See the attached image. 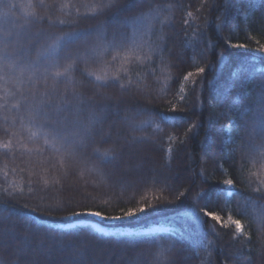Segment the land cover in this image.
<instances>
[{
	"label": "trees",
	"instance_id": "16d2710c",
	"mask_svg": "<svg viewBox=\"0 0 264 264\" xmlns=\"http://www.w3.org/2000/svg\"><path fill=\"white\" fill-rule=\"evenodd\" d=\"M107 4L0 0V264H264V0Z\"/></svg>",
	"mask_w": 264,
	"mask_h": 264
},
{
	"label": "rangeland",
	"instance_id": "374dc122",
	"mask_svg": "<svg viewBox=\"0 0 264 264\" xmlns=\"http://www.w3.org/2000/svg\"><path fill=\"white\" fill-rule=\"evenodd\" d=\"M253 53L257 56H262L264 58V51L257 50L253 51ZM240 93L236 97L235 101L240 97ZM231 120L225 125V132L228 135L231 131ZM232 185L229 187L226 185V195L227 197L232 193ZM119 222L118 220H107L101 216H93V215H85L82 219L73 220L67 224L61 225L62 228H74L87 226L93 229L94 231L103 234V235H119L125 237H140L149 234L156 233H165V234H173V231L166 226H153L147 230H132L130 228H117L111 227L114 223ZM226 224H230L229 220H226ZM234 226V225H233ZM235 227V226H234Z\"/></svg>",
	"mask_w": 264,
	"mask_h": 264
},
{
	"label": "snow or ice",
	"instance_id": "6c2138e0",
	"mask_svg": "<svg viewBox=\"0 0 264 264\" xmlns=\"http://www.w3.org/2000/svg\"><path fill=\"white\" fill-rule=\"evenodd\" d=\"M113 3H114V0H108V4L106 6L111 7ZM61 23H63V21H61ZM236 47H244V46L243 45H236ZM259 50L264 51V46H262L261 49H259ZM199 71L203 72L204 69L201 68V69H199ZM57 75H59V73H57ZM189 75H192V74L189 73ZM187 78L188 77H185V79H187ZM97 79H99V77ZM224 183L226 185H228L229 187L232 185V181L231 180H226ZM141 211H143V209H141ZM87 214L88 215H93V216H100L99 212H88ZM204 214H205V216H209L210 215L212 219L216 220L218 223H222V220H221L220 216H217L215 214L209 213L207 211ZM127 215L128 216H132V215H134V213L128 212ZM111 219H120V217H111ZM228 220H229L230 225H234L235 226L236 232L238 234L243 233V225L241 224L240 220L233 219L231 216L228 217Z\"/></svg>",
	"mask_w": 264,
	"mask_h": 264
}]
</instances>
